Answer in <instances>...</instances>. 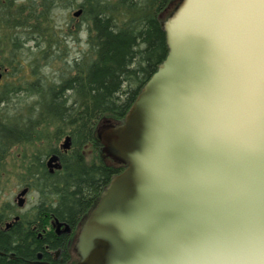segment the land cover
Segmentation results:
<instances>
[{"label":"water","instance_id":"water-1","mask_svg":"<svg viewBox=\"0 0 264 264\" xmlns=\"http://www.w3.org/2000/svg\"><path fill=\"white\" fill-rule=\"evenodd\" d=\"M167 11V57L123 122L97 129L124 170L81 228L79 264H264V0Z\"/></svg>","mask_w":264,"mask_h":264},{"label":"trees","instance_id":"trees-1","mask_svg":"<svg viewBox=\"0 0 264 264\" xmlns=\"http://www.w3.org/2000/svg\"><path fill=\"white\" fill-rule=\"evenodd\" d=\"M171 2L0 0V70L16 79L0 85V169L13 148L42 143L43 148L27 157V181L42 199L63 200L62 210L53 205L52 213L81 219L124 170L113 162L88 163L82 150L90 144L98 147L97 129L104 121L123 122L167 57L160 16ZM75 9L82 11L75 30L71 24L60 28L54 17ZM84 35L88 52L71 60L66 39L79 41ZM53 60H60L63 68L51 80L40 63ZM19 95L36 101L27 114L21 110L10 115L8 105ZM61 138H69L71 149L62 157V171L51 176L45 158L55 150L51 144Z\"/></svg>","mask_w":264,"mask_h":264},{"label":"flooded vegetation","instance_id":"flooded-vegetation-1","mask_svg":"<svg viewBox=\"0 0 264 264\" xmlns=\"http://www.w3.org/2000/svg\"><path fill=\"white\" fill-rule=\"evenodd\" d=\"M99 143L96 150L100 157H105ZM24 147H27V142ZM70 149L71 143L65 147L64 142L61 148H55L46 158L45 170L51 176H57L62 171V157L68 155ZM54 155L58 157L54 165L59 163L60 169L49 165ZM104 163L111 166L112 160L107 157ZM23 174L16 198L0 200V264H79V233L91 211L81 219L78 216L69 219L64 214L52 213L50 207L53 205L59 212L62 210L60 204L63 200L42 199L38 189L28 183L27 153ZM22 192L25 194L20 197ZM34 192L39 194L40 199L32 208H27V197ZM38 208H42V211L39 212Z\"/></svg>","mask_w":264,"mask_h":264},{"label":"rangeland","instance_id":"rangeland-1","mask_svg":"<svg viewBox=\"0 0 264 264\" xmlns=\"http://www.w3.org/2000/svg\"><path fill=\"white\" fill-rule=\"evenodd\" d=\"M84 0H78V3H83ZM179 0H173L169 6V11H167L166 16L168 17L178 5ZM74 12H77V9L70 11V12H60L54 18L57 22V25L60 28H67L68 24L73 25L71 28L75 30V26L80 22L79 18H73ZM70 25V26H71ZM87 40L86 36L84 35L78 41L77 39L68 38L65 41L67 46V51L71 60L79 59L82 55H85L88 52L87 48ZM25 59H27V53L23 55ZM47 63V65H45ZM40 68L45 75H47L51 80L56 79L59 76V72L61 68H63V63L60 60H53L49 63L46 61H41ZM2 71V70H1ZM16 79L12 78L11 76H4L2 81H0V85H4L9 82H14ZM36 99L29 97L27 95H19L12 99L10 104L8 105V111L10 115H15L19 111L26 112L27 114V107L35 102ZM64 138L59 139L57 142H53L51 144V149H59L61 145L64 143ZM38 146H27L24 147L19 146L12 149L10 156L5 160L3 166L0 169V200L7 199H15L18 192L20 183L23 181L24 177V157L27 153V157L33 155V152H36L38 149L43 148V144L39 143ZM83 156L85 157L88 163L107 161V156L100 157L98 152L95 149V146L88 145L85 146L82 150ZM104 159V160H103ZM109 159V158H108ZM46 160V158H45ZM40 199L39 194L34 192L32 195L27 197V208H32L37 201Z\"/></svg>","mask_w":264,"mask_h":264},{"label":"snow or ice","instance_id":"snow-or-ice-1","mask_svg":"<svg viewBox=\"0 0 264 264\" xmlns=\"http://www.w3.org/2000/svg\"><path fill=\"white\" fill-rule=\"evenodd\" d=\"M214 7H234V5H215Z\"/></svg>","mask_w":264,"mask_h":264}]
</instances>
